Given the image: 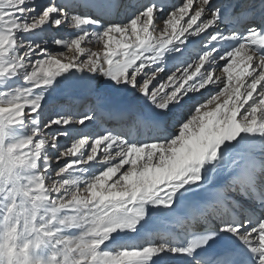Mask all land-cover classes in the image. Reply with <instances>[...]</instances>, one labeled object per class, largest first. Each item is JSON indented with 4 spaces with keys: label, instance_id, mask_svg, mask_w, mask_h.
I'll return each instance as SVG.
<instances>
[{
    "label": "snow or ice",
    "instance_id": "snow-or-ice-1",
    "mask_svg": "<svg viewBox=\"0 0 264 264\" xmlns=\"http://www.w3.org/2000/svg\"><path fill=\"white\" fill-rule=\"evenodd\" d=\"M0 264H264V0H0Z\"/></svg>",
    "mask_w": 264,
    "mask_h": 264
},
{
    "label": "rangeland",
    "instance_id": "rangeland-1",
    "mask_svg": "<svg viewBox=\"0 0 264 264\" xmlns=\"http://www.w3.org/2000/svg\"><path fill=\"white\" fill-rule=\"evenodd\" d=\"M174 2H179L178 0H175ZM63 143H67V141L65 142V141H62Z\"/></svg>",
    "mask_w": 264,
    "mask_h": 264
},
{
    "label": "bare ground",
    "instance_id": "bare-ground-1",
    "mask_svg": "<svg viewBox=\"0 0 264 264\" xmlns=\"http://www.w3.org/2000/svg\"><path fill=\"white\" fill-rule=\"evenodd\" d=\"M175 1V0H174ZM179 1V0H178ZM66 142V141H65Z\"/></svg>",
    "mask_w": 264,
    "mask_h": 264
}]
</instances>
